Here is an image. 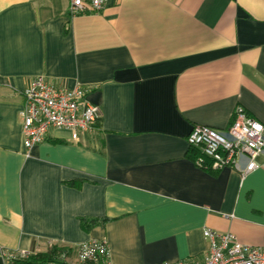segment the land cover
<instances>
[{"label":"crops","instance_id":"crops-1","mask_svg":"<svg viewBox=\"0 0 264 264\" xmlns=\"http://www.w3.org/2000/svg\"><path fill=\"white\" fill-rule=\"evenodd\" d=\"M68 8L0 0V264L34 243L79 264L90 241L106 243L107 264L203 262L207 229L264 245V170H203L186 141L195 125L225 131L237 106L264 127V0ZM38 76L88 90L95 131L54 130L25 150L19 112ZM82 218L106 222L84 231Z\"/></svg>","mask_w":264,"mask_h":264},{"label":"built area","instance_id":"built-area-1","mask_svg":"<svg viewBox=\"0 0 264 264\" xmlns=\"http://www.w3.org/2000/svg\"><path fill=\"white\" fill-rule=\"evenodd\" d=\"M107 1L69 0L68 15L98 13ZM88 94L89 91L79 85L54 86L43 76L35 77L23 93L24 103L19 112L25 150L44 142L54 130L69 133L73 142H77L81 134L95 131L101 111L89 101ZM186 141L190 150L198 153L195 165L203 170L216 172L230 168L241 176L264 170V127L241 106L234 109L225 131L195 125ZM258 158H262L261 163L257 162ZM204 238L208 243V255L203 262L161 264H264V245L244 246L229 233L209 229L204 231ZM26 256L28 253L2 251V258L8 262ZM107 256L104 241H90L76 250L79 264H107Z\"/></svg>","mask_w":264,"mask_h":264},{"label":"trees","instance_id":"trees-1","mask_svg":"<svg viewBox=\"0 0 264 264\" xmlns=\"http://www.w3.org/2000/svg\"><path fill=\"white\" fill-rule=\"evenodd\" d=\"M99 126V123L96 125ZM77 182L69 183L68 186L77 187ZM106 220L102 219H79L80 227L84 231H88L95 227H100L105 224ZM72 256V250L63 246H53L45 251L37 252L36 244L28 252V256L17 258L12 261L13 264H67V260ZM90 264V263H87Z\"/></svg>","mask_w":264,"mask_h":264}]
</instances>
